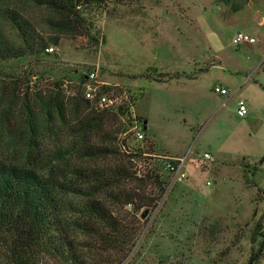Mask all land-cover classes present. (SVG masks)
<instances>
[{"label":"rangeland","instance_id":"1","mask_svg":"<svg viewBox=\"0 0 264 264\" xmlns=\"http://www.w3.org/2000/svg\"><path fill=\"white\" fill-rule=\"evenodd\" d=\"M25 11L40 31L52 32L46 8L26 4ZM98 25L99 45L87 35H66L58 46L50 45L53 54L1 63L0 96L8 99L13 92L10 75L31 82L21 83L10 113L0 99V156H21L28 144L24 93L33 100L36 91L47 95L53 82L62 80L66 94H73L98 65V79L115 87L121 103L132 104V117L142 118L140 127L147 122L145 138L138 140L129 114H119L113 130L130 129L117 138L131 152L137 147L151 152L135 158L126 152L123 164L120 156L97 162L137 171L144 181L124 184L159 196L145 213L114 206L137 231L125 262L250 264L259 247L252 235L264 207V0H250L238 11L215 0H112ZM239 32L256 42L234 43ZM215 86L229 93L220 94ZM239 100L247 105L245 116L238 115ZM58 146L41 141L35 162L46 166ZM205 152L210 160L203 159ZM178 156L187 158L188 177L172 182L164 165ZM156 167L168 180L164 192L147 178Z\"/></svg>","mask_w":264,"mask_h":264},{"label":"trees","instance_id":"2","mask_svg":"<svg viewBox=\"0 0 264 264\" xmlns=\"http://www.w3.org/2000/svg\"><path fill=\"white\" fill-rule=\"evenodd\" d=\"M111 1L0 0V73L2 62L53 54L46 48L58 46L66 35H87L99 45V18L104 5ZM215 1L230 3L232 10L238 11L250 0ZM26 4L48 10L50 34L35 26L25 11ZM10 77L11 96H0L6 114L19 101L21 83L31 82L19 75ZM85 77L73 94H66L62 80L54 81L47 95L36 91L33 100L24 93L23 133L28 144L21 156H0V264H129L125 261L136 245L137 231L114 206L129 205L135 215L156 206L158 195H146L141 186L124 184L126 180L135 183L144 179L122 165L124 153L135 158L151 150L137 147L129 151L117 133L130 128L113 130L119 114H129L131 127L142 118L132 117V104L127 102L102 108L98 97L86 98ZM114 88L107 85L102 91ZM130 98L133 102V96ZM146 124L140 129L144 136ZM49 139L59 143L60 149L47 156L46 166L41 167L35 162L39 144ZM109 156H120L122 164L97 162ZM155 169L147 178L164 192L168 180ZM260 199L264 204V192ZM252 241L259 247L252 253L250 264H260L264 257V207ZM158 264L167 263L160 259Z\"/></svg>","mask_w":264,"mask_h":264},{"label":"built area","instance_id":"3","mask_svg":"<svg viewBox=\"0 0 264 264\" xmlns=\"http://www.w3.org/2000/svg\"><path fill=\"white\" fill-rule=\"evenodd\" d=\"M241 42H250L254 43L256 42V38L254 36H251L248 33L244 32H239L237 36L234 38V43H241ZM48 52H54L55 47L54 46H49L46 48ZM98 70L99 66H95V71H91L88 75L85 77V82L83 83V88H84V95L86 98L90 100H95L96 97L98 101V105L101 106L102 108H112L116 107L121 102L123 101L120 93L114 92L113 89L109 91H102V88L107 85H112L104 80H99L98 79ZM113 86V85H112ZM115 89V88H114ZM215 91L226 95L228 94L227 88L224 86H215ZM130 96H127V99H129ZM238 115L240 116H245L248 113V108L244 100H239L238 102V108H237ZM133 128L137 130L136 134L138 139H143L145 136L143 132L140 131V123L137 122ZM211 154L208 152H205L203 155V159L205 160H210ZM167 168L170 170L171 176H172V182L175 180H184L188 177V174L186 173L184 167L186 165V160L187 158L184 156H178V157H172L167 159ZM211 182L208 180L207 185H210Z\"/></svg>","mask_w":264,"mask_h":264},{"label":"crops","instance_id":"4","mask_svg":"<svg viewBox=\"0 0 264 264\" xmlns=\"http://www.w3.org/2000/svg\"><path fill=\"white\" fill-rule=\"evenodd\" d=\"M109 83V82H108ZM145 130L147 129V127L146 128H144Z\"/></svg>","mask_w":264,"mask_h":264}]
</instances>
